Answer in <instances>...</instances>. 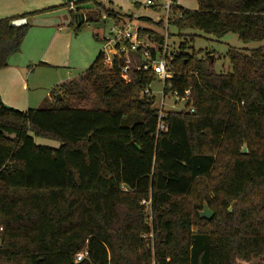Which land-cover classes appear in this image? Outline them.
Here are the masks:
<instances>
[{
    "label": "trees",
    "instance_id": "1",
    "mask_svg": "<svg viewBox=\"0 0 264 264\" xmlns=\"http://www.w3.org/2000/svg\"><path fill=\"white\" fill-rule=\"evenodd\" d=\"M89 3L97 10L70 25L75 33L132 19L96 0L73 5ZM196 3L187 10L174 2L168 27L264 41V0ZM17 21L0 19V70L27 35L29 25ZM156 26L164 29L163 19ZM140 35L162 44L152 31ZM187 44L174 55L170 92L189 90L193 113L167 112L164 131L154 99L143 95L153 79L130 71L125 82L124 62L106 68L102 54L51 91L52 107L21 112L0 100V264H264V47L229 49L223 75ZM196 188L204 194L190 206ZM205 204L210 221L199 217Z\"/></svg>",
    "mask_w": 264,
    "mask_h": 264
},
{
    "label": "rangeland",
    "instance_id": "2",
    "mask_svg": "<svg viewBox=\"0 0 264 264\" xmlns=\"http://www.w3.org/2000/svg\"><path fill=\"white\" fill-rule=\"evenodd\" d=\"M130 1L131 0H114V5L118 7V9H121L122 12L129 13L130 10V12H134L137 15H140V17H138V20L139 18H148L152 24L139 22V27L152 31L159 36H164L165 28L162 29L156 26V24L159 23V19L162 18V9H156V7H141L137 5L138 7L135 11L131 8ZM145 1L147 0H137V4H142ZM152 1L157 5H164L167 2V0ZM73 2L74 0H69L68 2L66 0H0V19L19 18V21L25 22L29 25L27 35L24 38L25 47L34 45L36 40L37 43L39 41H44V43H47L53 36L52 33L56 32V30L58 29L62 31L60 32L61 38L59 39L58 44L60 45V49L62 52V59L64 61H67L68 66L62 69H37L35 73L36 78L39 74L42 76L41 79L38 80L40 89L36 94H38V96H45L46 93H48L49 96H51L52 103L54 104L55 98L50 94L51 91L55 88V85L53 84L54 81L61 80L57 84L61 83L59 85H62L72 80H78L88 68H84V65H86V63L91 64L96 54L101 49L100 43L94 39V34L98 33V35L100 36L102 34L106 36L108 30L114 25L113 20L109 19L107 21H100L98 23L85 24L75 34V25L69 26L70 18L74 24L76 15L85 16L91 11H96L97 8L95 7L94 3H89L79 6L74 5V9L71 10L69 8V5ZM98 2L99 1L96 0L97 4ZM131 3L133 2L131 1ZM176 4L187 10H194L197 8L196 0H176ZM134 7H136V5H134ZM48 9L50 11H44ZM118 9L112 8V10L117 12V14L121 17L126 18L127 16H130L132 18L131 21L135 19L137 20V18H134L133 15L123 14L121 10ZM58 11H60V13ZM71 13L75 14L74 18ZM102 15L104 16V14ZM167 29V43L174 55L179 52L178 47L181 42H185L186 44L188 43L190 44L193 53L196 54L195 56L197 59H207L209 56L212 57L213 61L215 62L214 70L217 74L225 75L231 71V67L226 56L229 49H235L239 52L248 54L254 49L264 47V41L243 43L238 39L236 35L233 34H227L222 38H216L212 35L190 30L184 31L182 34H178L172 26L167 27ZM192 35L196 37L193 38L192 43H189V41L192 39ZM68 45L70 46L69 50L67 49ZM188 53H190V51H188ZM30 85H36L33 81V77L30 79ZM149 90L151 92V96L154 98L153 105L155 107H158L161 104L159 84L156 81L153 82L150 85ZM60 96V102H63L64 95L60 94ZM44 104H46L45 107L54 106L53 104L50 105L49 97L44 100L43 105ZM69 104L70 103L65 100L62 104L59 105L61 107H68ZM71 105H78V99L72 98ZM181 109L182 105L177 104L175 97L171 94H167V98L165 99L164 104V110L178 112ZM35 140L38 142L43 141L48 145H51L47 147L58 146V144L54 141L39 138ZM220 151H223V148L218 150V152ZM197 188L194 193L186 199V202L190 206L198 202L204 194V191H199L197 190ZM149 238L151 237L149 236ZM252 264H263V262L254 261Z\"/></svg>",
    "mask_w": 264,
    "mask_h": 264
},
{
    "label": "built area",
    "instance_id": "3",
    "mask_svg": "<svg viewBox=\"0 0 264 264\" xmlns=\"http://www.w3.org/2000/svg\"><path fill=\"white\" fill-rule=\"evenodd\" d=\"M135 1L133 0V3ZM175 1L168 0L164 5H161L163 12L162 18L165 24V33L162 36V44L156 46L147 36L142 37L140 35L143 32V28L133 20L126 23L114 24L112 28L108 30L106 36H102V50L104 66L111 68L115 61H123L124 65L120 68V77L125 81L129 82V72L139 71L147 73L153 82L159 84V93L161 95V104L157 107L158 109V131H164L165 126L160 122L165 117L167 112L165 111L164 104L167 94H171L175 97L177 104L182 105L180 112L192 114L193 109L190 107V92L189 90L184 91L183 95H178L176 92H170L172 87V81L175 78L174 67L172 65L174 59V53L168 46V24L171 18V9ZM141 7H159L152 0H147L142 4H137ZM70 9H74L73 3L69 5ZM106 20V16H102ZM159 19V21L161 20ZM136 20V19H135ZM151 83V84H152ZM150 84V85H151ZM149 86L143 91V95L151 99ZM87 256L86 252L78 253L75 257L76 263L81 262ZM154 264V263H152Z\"/></svg>",
    "mask_w": 264,
    "mask_h": 264
},
{
    "label": "crops",
    "instance_id": "4",
    "mask_svg": "<svg viewBox=\"0 0 264 264\" xmlns=\"http://www.w3.org/2000/svg\"><path fill=\"white\" fill-rule=\"evenodd\" d=\"M98 1H99L98 4L100 3L104 7L118 9V7L114 5V0H98ZM131 1L133 2V0ZM131 1H130L131 8L136 11L138 6L135 3H137V0H134L135 1L134 3H131ZM173 1H175L176 3V0ZM133 4L136 5V7H134ZM58 12L60 13V11ZM122 13L127 15H133V17L137 19L138 17H140V15H137L134 12H130V10L129 13H125V12ZM84 21H85V17H84ZM134 21L137 24H139V21L137 20ZM23 23L25 22H21V21L16 22V24H23ZM69 24L70 25L73 24L71 18ZM74 24H76V21H74ZM60 32L62 31L58 29L56 30V32L52 33L53 36L51 34L52 37L49 39L47 43H44V41L41 42L39 41L37 43L36 40L34 45H29L28 47H25L23 41L20 52L17 55H14L8 59L7 67L5 69L0 70V100L3 103V105L21 112H25L28 109L42 108L44 100L47 99L48 97H49V102L52 103L51 96H49L48 93H46L45 95L46 98L43 95L38 96V94H36L37 92H39L40 89L39 87L40 84L38 83V80H40L42 76L39 74L36 78L35 73L37 69L38 70L62 69L68 66L67 61H64L62 59V52L60 49V45L58 44V41L61 38ZM99 43L101 45V49L96 54L92 63L94 62L96 57L99 54H101L102 42ZM69 45L67 46L68 50L70 49ZM92 63L91 64L86 63V65H84V68L87 67L90 68ZM32 77L34 83L36 84L35 86L30 85V79ZM60 81H54L53 84L55 85V87L61 84V83L57 84ZM35 143L38 145L51 146L43 141L38 142L35 140Z\"/></svg>",
    "mask_w": 264,
    "mask_h": 264
},
{
    "label": "water",
    "instance_id": "5",
    "mask_svg": "<svg viewBox=\"0 0 264 264\" xmlns=\"http://www.w3.org/2000/svg\"><path fill=\"white\" fill-rule=\"evenodd\" d=\"M75 21L79 22V24L84 22V15H76L75 16ZM56 98L60 101L61 100V96L57 95ZM241 154H247V148H246V144L243 145L242 149H241ZM199 217L203 220L206 221H210L213 217V212L207 207V205L205 204L203 206V210L199 213Z\"/></svg>",
    "mask_w": 264,
    "mask_h": 264
}]
</instances>
